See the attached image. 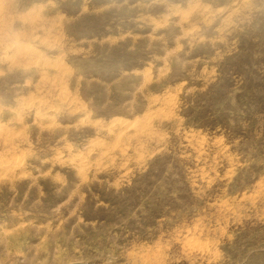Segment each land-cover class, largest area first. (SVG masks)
<instances>
[{
    "label": "rangeland",
    "instance_id": "rangeland-1",
    "mask_svg": "<svg viewBox=\"0 0 264 264\" xmlns=\"http://www.w3.org/2000/svg\"><path fill=\"white\" fill-rule=\"evenodd\" d=\"M0 264H264V0H0Z\"/></svg>",
    "mask_w": 264,
    "mask_h": 264
}]
</instances>
